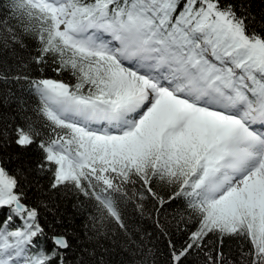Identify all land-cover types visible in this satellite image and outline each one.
I'll list each match as a JSON object with an SVG mask.
<instances>
[{
    "label": "snow or ice",
    "instance_id": "1",
    "mask_svg": "<svg viewBox=\"0 0 264 264\" xmlns=\"http://www.w3.org/2000/svg\"><path fill=\"white\" fill-rule=\"evenodd\" d=\"M254 3L9 0L0 66L27 50L74 82L0 73L38 99L31 109L10 91L2 99L23 115L0 117V264H67L73 239L75 264H157L145 217L166 240V264L194 254L264 264V9ZM72 199L88 247L59 214ZM173 204L182 241L165 215ZM210 234L220 247L242 241L239 259L205 251Z\"/></svg>",
    "mask_w": 264,
    "mask_h": 264
},
{
    "label": "trees",
    "instance_id": "2",
    "mask_svg": "<svg viewBox=\"0 0 264 264\" xmlns=\"http://www.w3.org/2000/svg\"><path fill=\"white\" fill-rule=\"evenodd\" d=\"M8 4L9 0H0V11L6 10L8 8ZM253 7L257 11H259L261 9H264V4H261L260 0H255ZM26 43L28 44L29 49H31L32 54L35 55V50L37 47L36 42L28 40L26 41ZM4 63L6 67L0 66V73L7 74L9 76L14 77L17 75H27L32 79H35L37 77H46L53 79H63L66 82H74L71 78L70 72H57L55 70L57 65L53 64L51 61H49V63L46 65L39 66L30 63L27 58V50L21 52L20 57L18 58H12L10 56L7 57ZM9 91L13 94V97H19L26 100L28 102L26 104V108L29 109L34 108L36 106L38 99L32 93L28 82L25 80H9V82L6 84L0 82V117L9 118L15 116L17 122H19L23 113H20L18 111L16 100L13 98L9 101V103L2 102V99L6 96ZM27 114L29 116H32L31 111H28ZM8 122L11 121L8 120ZM17 152L18 149H16L15 147H11L8 148L2 154L5 157L6 164L9 168L15 167V155ZM74 203H76L74 199L61 202L59 214L62 215L66 223L73 227L75 232L80 235L82 246L88 247L89 245L83 243V225L86 223V220L80 214L78 209L73 208ZM177 206V204H173L171 207L166 206L165 215L167 216V219L171 221L172 232L176 233L173 236V239L182 241L186 238V235L177 232V221L172 220L173 210ZM133 219L135 220L137 218L133 217ZM138 227L141 229H145L147 230V232L152 234V244H149V247L154 244L157 249L155 257L157 264H166V261L168 259V248L166 245V240L163 237L159 236L157 230L152 225V221L145 217L144 219L138 221ZM183 227V224H179V228ZM207 240L208 243L207 247L205 248V251L211 252L215 248L217 251H222L223 253H225L229 260L239 259L240 246L243 244L242 241L236 239H226L223 246L220 247L215 235L210 234ZM72 244L73 248L66 253L67 264H75L76 258L80 254L79 248L77 247V241L73 239ZM122 255L123 254L118 255L116 259H121ZM203 260L204 257L202 254H194L192 257L189 258V261H186V264H203Z\"/></svg>",
    "mask_w": 264,
    "mask_h": 264
}]
</instances>
